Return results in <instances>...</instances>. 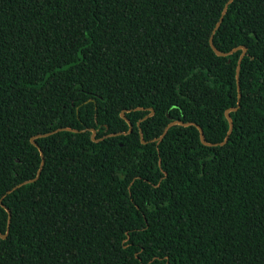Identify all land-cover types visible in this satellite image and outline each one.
Here are the masks:
<instances>
[{
    "label": "trees",
    "instance_id": "trees-1",
    "mask_svg": "<svg viewBox=\"0 0 264 264\" xmlns=\"http://www.w3.org/2000/svg\"><path fill=\"white\" fill-rule=\"evenodd\" d=\"M0 264H264V0H0Z\"/></svg>",
    "mask_w": 264,
    "mask_h": 264
},
{
    "label": "water",
    "instance_id": "water-1",
    "mask_svg": "<svg viewBox=\"0 0 264 264\" xmlns=\"http://www.w3.org/2000/svg\"><path fill=\"white\" fill-rule=\"evenodd\" d=\"M232 1V0H231ZM242 49H243V54H242V58L245 56V54H246V52H247V48L246 47H242ZM239 98H240V95H239ZM238 108H236V109H233V110H237ZM229 112H230V110H228V111H226V116H227V118H228V120L230 121V123H231V117L229 116ZM231 128H232V123H231ZM200 131H201V138H202V141H203V143L204 144H207L205 141H204V134H203V131L200 129ZM33 141V140H32ZM7 236H3V238L5 239Z\"/></svg>",
    "mask_w": 264,
    "mask_h": 264
}]
</instances>
